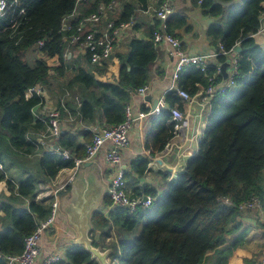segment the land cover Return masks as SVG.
Returning <instances> with one entry per match:
<instances>
[{
	"label": "trees",
	"instance_id": "1",
	"mask_svg": "<svg viewBox=\"0 0 264 264\" xmlns=\"http://www.w3.org/2000/svg\"><path fill=\"white\" fill-rule=\"evenodd\" d=\"M111 1L16 0L0 15V138L5 139L10 148L4 152L6 155L35 151L38 142L29 132L47 128L45 120L48 118L40 120L32 114L41 96L35 93L26 96L25 92L39 83L49 86V69L62 74L67 66L69 58L64 55L66 43L62 38L65 32L60 30L63 19L74 25L80 18L95 12L98 5L106 6ZM137 1L140 7L146 6L147 0ZM200 5L211 15L223 12L222 6L214 0H200ZM133 9V3L125 1L114 22L128 21ZM263 9L264 0H242L239 9L227 11L225 28L220 19L209 25L207 32L224 49L236 43L240 45L238 72L233 77V85L213 94L208 124L198 149L169 181L166 191L160 197L151 192V203L137 207L132 213L117 205L110 209L108 216L100 209L91 212L90 220L95 229L102 230L111 222L118 227L117 252L110 258L113 264H202L205 254L217 251L224 242L227 223L238 209L241 210L239 203L254 196L264 210L261 173L264 167V48L252 37L259 27ZM182 21V16H175L173 20L167 17L166 31L174 35L170 27ZM154 29L148 32L146 39H131L127 52L115 53L113 63L117 73L113 79L104 77L103 73L108 72L105 61L90 72L78 68L68 86H77L81 91L78 111L83 122L99 116L103 124L114 125L123 119L129 91L147 83L149 68L156 58ZM40 39L43 44L39 51L45 57L55 56L56 65L48 64L45 58L33 59L32 64L28 62L27 54ZM216 58L223 60L224 55L217 54ZM214 67L210 65L200 70L193 64L183 65L177 73L178 85L183 89L188 85L189 93H194L193 82L207 84V76ZM165 98L173 104L174 90H169ZM66 105L75 111L74 104L66 101ZM57 106L63 110L59 102ZM158 114V127L145 138L151 155L161 150L172 135L173 122L166 121L168 109H161ZM85 135L87 141L91 140L90 131ZM57 137L61 148L68 149L75 157L84 155V144L76 143L68 132H61ZM0 162H3L1 154ZM131 163L132 169L140 173L147 159L138 158ZM39 165L43 179L54 177L62 167H71L73 161L62 158L56 151H45ZM40 181V177L29 174L15 188L6 171L0 170V189L4 196L0 199V264H6L5 255L22 250L24 237L50 212V201L35 200ZM23 197L29 198L28 205H15L17 199ZM224 197L231 202H224ZM103 201L110 203L106 195ZM139 219L142 220L139 231L129 235ZM239 241L240 238L236 239L225 251L231 252ZM250 263L244 258L243 264ZM54 264L96 262L82 245L73 244Z\"/></svg>",
	"mask_w": 264,
	"mask_h": 264
},
{
	"label": "crops",
	"instance_id": "2",
	"mask_svg": "<svg viewBox=\"0 0 264 264\" xmlns=\"http://www.w3.org/2000/svg\"><path fill=\"white\" fill-rule=\"evenodd\" d=\"M125 1L131 2L134 5L133 13L127 21L128 24L117 36L116 41L113 46L111 56L103 62L107 65V73H103L106 79H113L117 73V66L114 65V55L116 52H127L129 50V41L131 39L148 38V32L152 28H161V20L157 18L152 12L145 11L138 4L137 0H115V3L106 7L103 15L102 21L96 24H91L85 26V29L93 28L95 31L100 32L103 28L105 20L115 21L118 14L122 9V5ZM220 4L223 8V12L220 15H211L204 12V9L200 5V0H147V5L157 6L162 2L168 3L172 12L168 15L172 20L175 16H182L183 21L173 24L170 27V31L179 40V48L187 54H210L218 52L219 42L212 38V36L207 32L209 25L220 19L222 28L226 27L225 15L227 11L231 9H239L242 6V0H214ZM259 27L252 33L254 41L264 48V9L259 17ZM153 40V38H152ZM156 50V58L149 68L148 85L149 91L142 96L137 92L136 89L129 91V96L125 104L130 106L133 116L135 119L132 121V125L128 132L129 143L126 148L120 151V161L118 164L109 163L105 158V151L110 147V141H105L101 146L100 150L89 160V164L80 165L78 171L82 172L85 177L94 179L97 184L101 187L102 199H100L97 207L95 209H100L105 216H108V212L113 208L114 204H106L103 200L106 195L107 186L111 178L115 175L116 170L119 167L123 170V178L125 181L124 190L130 195H144L154 192V195L160 197L167 189L169 181L180 172L184 166L186 160L193 154L196 153L198 149L199 141L203 135L205 126L208 124L207 115L211 107V98L208 104H204L201 108L199 104L189 102L186 99H182L175 92V87H181L178 85L177 75L175 73L176 65V54L174 47L167 41H159L154 43ZM64 52L66 58H69L67 66L64 67L62 74L55 72L53 69H49L50 74V85L44 86L39 85L42 88L41 102L33 107V111L36 113V118L44 120L48 118L49 112L58 108L57 103L61 97L64 90L67 89L69 96L64 100L63 110H60L59 114V134L61 132H68L76 143L85 144L90 140H86V131H90L93 134L94 130H100L106 128L110 125L103 124L101 118L96 116L94 120L90 122H83L78 111V106L80 104V89L77 86L69 87V80L75 75L78 68H83L86 72L92 71L96 66L100 64H92L89 62L88 53L85 49L80 48L76 45H71L67 49L64 47ZM232 52L224 55V59L229 57ZM237 53L235 52L231 58V64H233V59L237 60ZM30 55H33V59L45 58V61L50 65H56L58 63L57 58L45 57V55L38 52V50H31ZM223 59V60H224ZM216 58V55H212L207 59L208 66L213 65L214 70L212 73L215 74V88L216 93L218 86L226 84L228 76L224 81L221 74L219 73L217 63L222 62ZM102 63V64H103ZM217 67V68H216ZM232 65L227 67L228 75L230 73ZM178 73V71H176ZM184 80L190 82L187 78ZM184 84V81H182ZM193 86L196 88L194 93H189V86L186 85L185 90L190 95H193L201 91L206 84L199 83L197 81L193 82ZM71 90V91H70ZM169 90H174V103L169 104L168 100L165 98L166 93ZM159 93V98L163 100V106L161 109H168L172 106H176L184 115L186 119V124L180 126L176 131L172 129V135L164 145V147L155 152L153 155L149 153L148 147L145 145V138L149 133H152L158 127L156 114L148 113L150 110V101L154 93ZM213 93V94H214ZM26 96L30 94L26 91ZM68 104L75 105V111L72 112ZM60 105V104H59ZM147 114H146V113ZM140 113H145L141 117H138ZM169 118L166 121H170ZM45 122H47L45 120ZM161 122V120H160ZM47 132L43 130H31L29 136L34 135V139L38 142L35 151L29 153H23L26 157L33 160V162L22 160V158L15 159H5L3 156L6 150L10 148L7 146L4 140L0 138V154L3 158V170L6 171L8 178L14 184L16 188L19 181L27 177L29 174L40 177L42 181L38 183L39 191L35 195V200L40 202V200L45 199V202L51 203L54 198L53 194L42 196L38 194L45 190L46 187L52 186L58 181H67L66 176L70 172L69 167L60 168L54 177L43 178V173L39 165V158L41 154L45 151H53L55 144L60 147L57 143V138L51 135L42 136L41 134ZM91 139V138H90ZM53 149V150H52ZM57 152V151H56ZM72 155L73 153L70 152ZM74 156V155H73ZM138 158H146L147 163L143 171L136 172L131 167V162L137 160ZM22 164L20 172L15 174L17 165ZM68 168V169H67ZM264 181V167L261 170ZM68 182L66 186H69ZM52 184V185H51ZM65 187V189L59 190L56 193L57 198V209L54 216L53 222L46 227L39 238V256L33 264H40L42 258L49 252H55L64 257L65 249L73 243L72 238L75 237L76 232L72 225L69 224L66 207L71 200L70 187ZM3 192L0 189V199L3 198ZM106 198L108 196L106 195ZM17 199L15 205H22L23 207L28 205L29 198L23 197ZM34 218L35 214H33ZM91 216V215H90ZM91 224V235L95 233L99 234V240L95 241L97 245L102 248L112 247V252L109 254V258H112V253L117 252L115 244L117 242V225L112 222L109 226L104 229H95L93 223ZM225 240L217 247V251L211 250L207 252L203 258L202 264H243L244 258L247 257L251 261L250 264L255 263L261 258V248L264 239V210L263 207L241 209L237 211L235 217L230 220L226 225ZM132 230L129 235H132ZM239 243L236 247L229 253L225 250L233 244L236 239H239ZM101 248V249H102ZM225 252L227 254H225ZM60 258V259H61Z\"/></svg>",
	"mask_w": 264,
	"mask_h": 264
},
{
	"label": "built area",
	"instance_id": "3",
	"mask_svg": "<svg viewBox=\"0 0 264 264\" xmlns=\"http://www.w3.org/2000/svg\"><path fill=\"white\" fill-rule=\"evenodd\" d=\"M14 2H16V0H10V2H8V0H0V15ZM114 3L115 0H112L106 6L102 4L98 5L95 12H92L80 18L74 25L70 24L67 19H63L60 30L65 32L62 35V38L66 43L65 48L67 49L71 45H76L80 48L85 49L88 52L89 62H91L92 64H100L101 62L107 60L112 54L113 46L117 36L120 35V32L126 27L128 22L120 21L116 23L112 20H105L103 28L100 32L95 31L91 27L89 29H85V26L96 24L99 21H102V15L105 8L112 6ZM22 10L23 9L20 8L19 12H21ZM144 10L152 12L157 18L161 20V28L154 29L152 32L153 42L157 43L159 41H167L174 47L177 58L174 76L177 75L176 71H178L183 65L193 64L200 70H205V68L209 65L207 61L209 57L217 54L226 55L229 52H232V48L224 49L223 46L219 43L218 52L210 54H187L180 50L179 40L174 35L167 32L165 29V20L172 12L171 6L166 2H162L157 6L147 5L145 6ZM42 44L43 40H38L36 45L33 46L34 50L36 49L38 50V52H40L39 49ZM231 65L232 67L230 69L227 82L222 86H218V91L223 90L227 86L233 85V77L238 72V64L235 58L233 59V64ZM40 87V85L30 87L28 88L27 92L30 95L35 93L36 95L41 96L42 88ZM136 90L138 93L144 96L149 91V85L148 83H145L136 88ZM174 90L176 94L182 99H186L189 102L199 104L202 108L204 104L209 103L211 96L216 90L215 74H209L207 76L206 86L201 91L193 95H190L187 90L181 87H175ZM68 96L69 92L67 90H64L61 97L59 98L60 107H64V100ZM162 106L163 100L162 98H159L155 106L152 109L150 108L148 113H159ZM32 113L37 116L33 110ZM145 113H140L138 117H141ZM59 114L60 110L58 108H54L49 112L47 120V132L42 133V136H58ZM169 114L171 121L173 122V130L176 131L180 126L186 124V119L184 118L183 113L176 106H172L169 108ZM134 119L135 117L132 114L130 106L128 104H125L124 117L120 122L112 126L93 131L91 140L84 144L85 149L83 156L75 157L70 153L68 149L64 148H62V150L58 152L62 156V158H70L73 161V165L69 167L70 172H68V175L66 176L67 181H58L53 185L51 184L52 186L48 185V187H46L44 191L38 194V196H47L53 194L54 198L50 203V212L46 218L39 220L36 223V226L32 232L24 237L23 248L20 252L5 255L6 264H33L36 261L40 251L38 243L40 235L42 231L53 222L54 216L56 214L58 205L56 193L59 190L65 189L66 184L72 180L79 166L84 161L92 159V157L100 150L105 141H110V147L105 151L106 160L109 163L115 165L118 164L120 161V151L128 146V132ZM53 151H56V149ZM2 169L3 164L0 162V170ZM124 184L125 181L123 178V170L118 166L115 175L111 178L106 189V195L108 196L112 204L122 206L126 208L128 212L132 213L137 207H146L151 203L153 197L150 194L130 195L124 190ZM223 201L226 203L231 202L227 197H224ZM260 206L261 203L259 199L254 196H251L250 198L238 204V207L240 209L259 208ZM60 258L61 256L59 254L55 252H49L44 256V258H42L40 264H54ZM252 264H264V239L261 248V258Z\"/></svg>",
	"mask_w": 264,
	"mask_h": 264
},
{
	"label": "water",
	"instance_id": "4",
	"mask_svg": "<svg viewBox=\"0 0 264 264\" xmlns=\"http://www.w3.org/2000/svg\"><path fill=\"white\" fill-rule=\"evenodd\" d=\"M240 45L236 43L232 47V53L222 62H218V70L225 81L228 76L227 67L231 65V58L235 52H239ZM159 93H154L150 101L152 109L159 99ZM58 152L62 150L56 144L53 146ZM89 164V160L84 161L82 165ZM71 200L66 207V215L70 225L75 229L76 235L72 238L73 244L82 245L89 252L90 258L94 259L96 264H113L108 257L112 252V247L102 248L100 245H95L93 242L99 240V234L91 235L90 215L97 207L100 199H102L101 187L94 179L85 177L80 171H77L69 183ZM102 248V249H101Z\"/></svg>",
	"mask_w": 264,
	"mask_h": 264
},
{
	"label": "rangeland",
	"instance_id": "5",
	"mask_svg": "<svg viewBox=\"0 0 264 264\" xmlns=\"http://www.w3.org/2000/svg\"><path fill=\"white\" fill-rule=\"evenodd\" d=\"M32 56L33 55H30L29 53L27 54V59H28V62L30 63V64H32V60H33V58H32ZM67 90V89H66ZM69 91V90H68ZM71 91V90H70ZM5 142H6V140H4ZM57 151V150H56ZM58 152V151H57ZM5 158H7V159H15V158H22V160H24V159H26V161L27 160H29V162H33L34 160H36V158H33V160H31V159H29L28 157H26L25 155H23V154H21V153H13V154H11V155H6L5 156ZM82 165V164H81ZM21 166H23L22 164H19V165H17V167H16V170H15V174H18L20 171V168H21ZM80 167V166H79ZM4 168V167H3ZM68 169V168H67ZM80 169V168H79ZM78 169V170H79ZM77 170V171H78ZM67 187V186H66ZM141 223H142V220L141 219H139L137 222H136V224L134 225V227H133V229H132V233L133 234H136L138 231H139V229H140V226H141Z\"/></svg>",
	"mask_w": 264,
	"mask_h": 264
},
{
	"label": "bare ground",
	"instance_id": "6",
	"mask_svg": "<svg viewBox=\"0 0 264 264\" xmlns=\"http://www.w3.org/2000/svg\"><path fill=\"white\" fill-rule=\"evenodd\" d=\"M40 194V193H39Z\"/></svg>",
	"mask_w": 264,
	"mask_h": 264
}]
</instances>
